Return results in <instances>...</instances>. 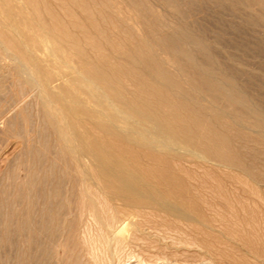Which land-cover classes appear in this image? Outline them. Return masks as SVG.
I'll return each instance as SVG.
<instances>
[{"label": "bare ground", "instance_id": "obj_1", "mask_svg": "<svg viewBox=\"0 0 264 264\" xmlns=\"http://www.w3.org/2000/svg\"><path fill=\"white\" fill-rule=\"evenodd\" d=\"M159 1L178 23L137 36L111 0H58L66 23L44 0H24L27 12L0 0V60H13L38 92L2 115L3 128L28 125L14 157L24 171L16 191L12 184L22 200L16 264H264V112L216 42L191 31L176 0ZM207 1L264 27V0ZM114 23L122 47L105 34Z\"/></svg>", "mask_w": 264, "mask_h": 264}, {"label": "rangeland", "instance_id": "obj_2", "mask_svg": "<svg viewBox=\"0 0 264 264\" xmlns=\"http://www.w3.org/2000/svg\"><path fill=\"white\" fill-rule=\"evenodd\" d=\"M20 1L21 0H14L16 7L20 8V9L22 8V10H26L25 12H27V9H26L27 5H25L24 0H22L21 2ZM118 1L119 0H111L113 6H115V7L117 5L122 6L121 8H123V9H120V7H118V6L116 8L120 9L119 10L120 16L122 14V17L125 19L127 26L129 25L130 27H134L135 31L137 32V36H145V35L148 36V35H152L153 33L158 34V33L166 32V30L171 31L172 28L174 27V25L176 26V24L178 23V18H177V15L175 14V8L173 6L168 7L169 5H166L159 0H141L144 7H145V10L143 8L140 9L141 8L140 6H139L140 8L138 6H136V4L138 3V0H130V2H132V4H130V5H129V3H127L128 1L126 2V0H121L120 2H118ZM135 1H136V3H135ZM195 1H196V7L192 9V7L187 4L186 0H176L178 10H180L184 15V22L189 26V28L191 29V31L193 33L200 36L201 38L204 37L203 39L205 41L216 42L217 47L216 46L215 47H216V49L220 48L219 50H217V52L218 51L220 52L219 54L221 56V60L225 64H227L230 69H233V71L236 74H238V71H240L238 74L239 77L238 76L236 77L237 83L240 84V86L242 85L241 86L242 90L244 87L245 91L244 90L243 91L244 92L247 91L246 93L250 96V98L252 100H254L255 102L257 101L256 103L259 105V109L260 110L262 109L261 111L264 112V80H263L264 79V51H263L264 50V27H262V28L261 27H251L250 28V26L244 25L242 23V19H241L242 16L244 15V11L241 12V10H243V9H241L240 11L238 10L236 13L233 14V12H230V11L229 12L228 11H221V10L217 9L211 2H209L207 0H195ZM44 2L46 3V5L48 7L50 6L51 9L50 8L49 9L51 10V12L56 8L52 13L56 14V16L60 18L59 19L60 22H63V23L67 22V17L63 16L62 13L60 12V9L58 6V4H59L58 0H55V1L54 0H48V1L44 0ZM19 3H20V5H19ZM51 3H53V4H51ZM115 4H117V5H115ZM126 4H128L129 7ZM52 5L54 7H52ZM92 7L94 9L96 7V9H97V7L100 8V5L98 4V6H97V3H96ZM169 8H171V9H169ZM148 9H149V11H148ZM39 10H41V8ZM56 10L59 12L56 13L57 12ZM123 10H124V12H123ZM74 11H76V13H77V10H74V9H72L71 12H74ZM131 13H133V15L135 16L134 17L135 19L137 17H139V19L138 18L136 20L133 18L131 19V17H133V15H131ZM138 13H141V14H138ZM40 14H41L40 17L43 18V14L42 13H40ZM57 14H60V15H57ZM74 14H75V12H74ZM127 14L128 15L130 14V15L128 16ZM62 17L66 20H64ZM75 17L77 20L80 18L81 20L79 19L78 22H81V24L82 23L84 24L83 27L85 26L84 28L87 29L88 34H90V33L92 34V32L90 30H88L89 27H87L88 26L87 23L82 19L80 12H78L77 16L75 15ZM128 18H130V19H128ZM128 21L129 22L131 21V23H129ZM137 21H138V23H137ZM134 23H136L137 25ZM146 23H147V25L149 23V25H151L152 27H149V26L147 27ZM108 25H110V26H108L109 28L108 27L106 28V30H108V31H105V34H107V36H109L110 38L116 37L115 39H117V41L121 45L118 42L117 43L120 45V47H122L124 45L122 42H124L125 39L123 40L124 36L121 32H119V26H117V24H115V23L114 24H108ZM169 26H170V28H169ZM136 27H138V29ZM150 29L153 30L152 31L153 33L151 32ZM147 30H148V32H147ZM112 32H113V34H112ZM95 36H97V35L94 33L92 35H90V37H93L94 39H95ZM119 39H121V40H119ZM96 40L101 41L99 36L96 37ZM115 42H116V40H115ZM103 45L105 47L106 46L107 47L105 48ZM102 46L104 47L105 51H108L107 50V49H109L108 45L107 44L105 45L104 41L101 43V47ZM79 47L82 48L83 45H80ZM87 52H86L87 57L91 56V53L88 56L89 53H87ZM39 54L40 53L37 52L38 57L41 56V54L40 55ZM228 58H229V61H227ZM13 62L14 61L9 59V58H6L4 60H0V111L2 110V112H0L1 113L0 114V117H1L0 118V121H1L0 122L1 123L0 124L1 125L0 126V193H2V194H0L1 195L0 198L1 197L3 198V199L2 198L0 199V202H1V204H3V202H4V205H5L4 206V205L0 204V226L2 227V228L0 227L1 228L0 233L4 232V230L10 232L8 238L6 239L7 243L4 239H3L4 241L3 240L0 241L2 243V244L0 243V247H1L0 248V264L20 263V257L19 256H21L20 255L21 251H18L17 248L20 249V246L22 245V243H21V236L19 237V234L17 233V231H20L22 200H21L20 195H17V198L16 197L13 198V197L16 195V192H14V190L16 191V189L18 188V185L20 186L22 183L24 171H21V168H19L18 170L17 169L15 170L14 166H16V164H15L14 157L16 154H18L22 150V148L24 149L25 145L27 144L26 143L27 141H25V140L28 138V137H26V136H28V134L26 133V130H25L26 129L25 126L28 128V125L24 126V124H23L19 127V130L20 129L24 130V131H22V130L20 131L21 133L23 132L21 134L19 131H17L18 128L16 130L3 128L4 127L3 121H5L7 114H8V116L13 114L12 111L14 110V108L16 110L19 107L20 103L22 104L25 101V99H26V103L32 102L33 98L38 93L37 88L36 89L34 88L36 91V93H35L32 90L33 88L31 89L29 86L22 83V79L19 77V75H17L18 73L16 72V69L13 70V68H15V63H13ZM61 70L63 71L66 69L62 68ZM226 77L228 79H230L229 74H227ZM19 79H20L22 84H18L20 82ZM21 88H22V90H21ZM20 94H24V96L26 98ZM18 97H19V100L17 99ZM27 97L29 99H27ZM260 98L262 101L260 100ZM15 100L20 101V102H16ZM14 101H15V103H14ZM26 103L24 102L23 104H26ZM23 104H22V106H23ZM35 106L36 105H31L29 107L30 109L31 108L32 109H31V111H28V115H29V112H31L30 115L28 116V120H31V117H32V121L37 118L36 114L38 115L39 111H38V106L36 107L37 111H36ZM29 108H28V110H30ZM7 109H9L10 111ZM3 111H4V113H3ZM7 111H9V112L6 115L2 116ZM35 112H36V114H35ZM34 114H35L36 118L34 116H32ZM3 117H5V119ZM22 126H23V128H21ZM1 127H2V130L5 129V131H7V132H9L11 130V132H13L14 134L11 132H9L7 134V132H5L4 130H3V132H4L3 133L1 130ZM16 131L19 134L16 135V133H17ZM24 132L26 133L25 135H23ZM48 133H50L49 130H47V134ZM50 135H52V134L47 135L49 137V139H48L49 142L51 141L49 144H51L53 142V138H51ZM29 136L31 137L33 135L29 134ZM23 141H25L24 142L25 144H23ZM30 144H32L31 141H30ZM38 145H40V144H38L36 142L34 143L35 147H37ZM49 146L51 148V145H49ZM8 172H10L12 175H13V173H18V172L19 173L14 174L12 177V175ZM19 181H20V183H19ZM16 186H17V188H16ZM12 187H14L15 189ZM12 189H14V190H12ZM7 192H8V194H7L8 196H9V194L11 195V196H9V198L5 194ZM3 195H6V196H3ZM12 199H14V200H12ZM10 201H12L14 203L15 202H19V203L21 202V203L20 204L15 203V204H18L17 206L15 205L16 206L15 207L13 205L14 203H12ZM10 205H12V206H10ZM4 207H6V208H4ZM10 207H12V208H10ZM2 208H4V209H2ZM10 209H12L13 214H8V212L11 213ZM17 210H19V211H17ZM19 212H21L20 215H19ZM6 214L9 218H11L9 221H8L9 218L6 216ZM10 215H12V216H10ZM16 218L19 219L20 221L17 220ZM132 220H133L132 218L129 219L128 222H125L121 226L120 234H121L122 238H124L125 240H128V238L131 234L130 223L131 222L133 223ZM17 221L19 224L16 223ZM2 222L3 223L7 222V223H10L11 225L8 224V226H9L8 227L7 224H5V223L3 224ZM13 225H15V227ZM5 226H7V227H5ZM16 227H17V229H16ZM7 229H9V230H7ZM10 230L11 231L16 230V231H12L13 232L12 233ZM14 232H15V234H14ZM11 234L13 235V237L10 236ZM11 237H12V239H11ZM150 238L155 240V237H153V236H150ZM17 239H19V240H17ZM16 240L18 243H16ZM167 241H168V239H167ZM9 242H11V243H9ZM19 242L21 243V245H18V244H20ZM12 257L15 259L16 263L14 262V259ZM16 260L17 261L19 260V261L17 262ZM48 261H51V260H49V258H48Z\"/></svg>", "mask_w": 264, "mask_h": 264}]
</instances>
